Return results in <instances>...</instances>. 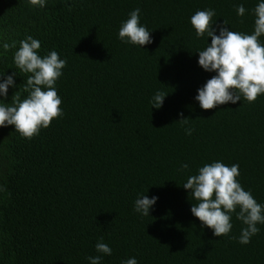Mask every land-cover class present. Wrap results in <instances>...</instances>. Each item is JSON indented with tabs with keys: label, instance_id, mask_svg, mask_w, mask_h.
<instances>
[{
	"label": "trees",
	"instance_id": "16d2710c",
	"mask_svg": "<svg viewBox=\"0 0 264 264\" xmlns=\"http://www.w3.org/2000/svg\"><path fill=\"white\" fill-rule=\"evenodd\" d=\"M261 2L46 0L40 8L0 0V82L17 72L0 100L10 103L26 83L13 56L27 36L40 41L41 57L56 51L67 61L55 85L63 115L31 140L0 128V264H90L98 242L112 249L100 264H264V224L241 245L245 225L233 213L229 235L216 237L183 188L205 164H238L239 183L264 205V94L201 109L198 89L216 73L199 66L197 51L211 38L196 37L190 22L214 9L217 35L224 21L251 34ZM137 8L153 41L142 48L118 38ZM157 91L168 94L159 109ZM142 195L158 197L150 216L134 211Z\"/></svg>",
	"mask_w": 264,
	"mask_h": 264
},
{
	"label": "clouds",
	"instance_id": "9594fccd",
	"mask_svg": "<svg viewBox=\"0 0 264 264\" xmlns=\"http://www.w3.org/2000/svg\"><path fill=\"white\" fill-rule=\"evenodd\" d=\"M30 7L43 8L46 0H28ZM246 9L243 5L237 7V15L243 17ZM254 31L245 34L229 30L226 25L218 26L219 35L214 28V9L198 10L191 17V25L196 37L207 35L211 38L210 45L199 53V66L206 72H215L202 88L198 89L195 100L203 110H212L219 105L236 104L238 101L254 103L264 94V43L260 37L264 36V2L258 3L253 9ZM118 38L125 44L142 48L151 44L150 32L140 23V9L129 14V18L122 23ZM4 53L16 48V41L3 43ZM39 40L31 35L19 41V48L15 51L13 61L21 73L27 75L23 89L16 91L10 103L0 100V128L12 125L15 132L22 138L31 140L39 135L41 129H47L54 119L63 115L62 100L56 90V82L63 75L62 69L67 61L61 59L56 51H51L41 57ZM4 75L0 74V77ZM8 75L0 82V96L7 98L10 86H15L14 77ZM27 96L21 99V94ZM162 91H157L152 97V108L162 107L165 97ZM183 117V114H180ZM182 125L188 123V118H181ZM194 130L187 128L185 134L191 136ZM188 165H182L187 169ZM239 165L226 166L220 161L205 164L198 169V173L187 178L183 184L185 190H190L192 206L191 213L198 218L202 226L213 231L214 236H228L232 230V214L245 227L241 229L238 242L241 245L250 243L251 238L258 234V224H264V205L259 204L250 191L244 190L239 183ZM0 187V191H4ZM158 197L149 199L142 195L134 202V211L150 216V209ZM195 201V202H193ZM238 210V211H237ZM236 239L235 237H230ZM100 255L88 257L90 264H100L104 255H111L112 249L103 242L95 246ZM123 264H137L135 258H129Z\"/></svg>",
	"mask_w": 264,
	"mask_h": 264
}]
</instances>
